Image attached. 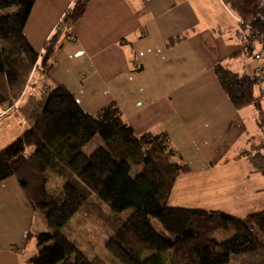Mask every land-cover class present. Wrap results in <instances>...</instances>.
<instances>
[{"label":"crops","instance_id":"obj_1","mask_svg":"<svg viewBox=\"0 0 264 264\" xmlns=\"http://www.w3.org/2000/svg\"><path fill=\"white\" fill-rule=\"evenodd\" d=\"M73 2L35 1L24 36L38 54ZM227 2L91 0L70 40L54 53L49 73L31 78L15 107H0V149L31 127L32 105L44 103L47 86L60 85L90 115L113 106L136 135H167L174 159L190 169L177 179L170 207L239 218L264 210V177L238 159L263 140L259 128L251 132L259 115L248 118L254 106L236 109L214 74L217 65L238 74L257 65L243 57ZM35 217L41 223L34 226ZM43 225L17 181L5 180L0 264H26L34 256L27 253L33 249L29 235L45 232Z\"/></svg>","mask_w":264,"mask_h":264},{"label":"trees","instance_id":"obj_2","mask_svg":"<svg viewBox=\"0 0 264 264\" xmlns=\"http://www.w3.org/2000/svg\"><path fill=\"white\" fill-rule=\"evenodd\" d=\"M35 1L0 0V107L18 102L37 67L49 73L54 53L70 40L61 26L71 29L91 0H74L41 57L24 36ZM227 5L244 24L242 54L257 65L250 74L217 65L214 74L236 109L254 106L259 111L263 140L238 159L248 160L264 177V0H228ZM257 45L262 65L253 55ZM47 89L44 103L29 118L31 127L0 149V189L5 180L15 179L46 227V232L29 235L37 242V253L26 264H108L83 253L63 232L86 203L100 210L104 247L121 264H231L232 256L248 255L260 259L240 264H264V210L239 218L170 207L177 179L190 169L174 159L166 134L138 136L116 107L90 115L64 87ZM95 136L101 144L87 155L83 148ZM49 172L63 180L54 193L46 189ZM153 219L165 233L155 229ZM230 227L231 235L215 239L216 232ZM146 251L154 254L144 258Z\"/></svg>","mask_w":264,"mask_h":264},{"label":"rangeland","instance_id":"obj_3","mask_svg":"<svg viewBox=\"0 0 264 264\" xmlns=\"http://www.w3.org/2000/svg\"><path fill=\"white\" fill-rule=\"evenodd\" d=\"M237 18L238 17L235 15L236 22H237ZM61 20H63V19H61ZM58 28H59V24L57 26V30H58ZM61 30H64V32L67 33L70 31V28L64 24V26H61ZM236 39L239 41V39L237 38V34H236ZM256 53H260V48L258 45L255 46L253 49V55H255ZM39 56L41 57L42 54H39ZM243 57H245L246 59H249V62L251 63L252 66L257 64V62L254 61L253 57H248V56H244V55H243ZM260 64H261V62H260ZM43 77H45V75L43 74V69H41V67H37V69L33 70L32 75L30 77V80H31V78H33V81L36 82V80H39V78L43 79ZM34 82L30 83V85L33 88H34ZM28 84H27V86H28ZM27 86H26V88H27ZM26 88H25V90H26ZM46 92L48 93V89L46 90ZM257 93L259 94V91ZM40 105H42V104H38L37 106H35V104L33 103L32 107H34L33 108L34 110L31 111L29 118L36 110H38ZM15 106H16V103L13 104V106H11V107L13 108ZM261 106L264 107V100H263ZM7 107L10 109V107L8 105H7ZM254 109H255V111H253V115L248 117L250 120L254 119L255 117H257L259 115V111L256 110V108H254ZM7 111H9V110H6V112ZM257 130H258V127L254 123L253 126L251 127V132L255 133ZM100 144H101L100 138L98 136H95V138L87 146H85L83 148V152L87 155H90L96 150L97 147L100 146ZM31 184L33 185V181L31 182ZM62 184H63V180L61 178L55 176L53 173H50V172L48 173V182L46 185V189L48 190V192L54 193V192L58 191L60 189V187L62 186ZM102 209H103V215L105 213L107 216H109L108 211L104 207H102ZM99 211L100 210L98 208L96 209L95 206H93V204L89 205L86 203L84 205L83 209L81 210L80 215L75 216L68 223V225L65 227L63 232L65 233L67 238L70 241H72L78 247L79 250H81L83 253H85L89 257L103 259L108 264H121L118 261L114 260L107 253V251L104 247L105 242L107 240V236L104 234V230L101 227V222L97 219V217L99 215V214H97V212H99ZM260 211H262V210H260ZM84 212L87 215L86 217L84 215ZM256 212H258V211H256ZM256 212H252V213H256ZM36 213H37V216H39L37 211H36ZM129 213H130V211H126L122 214V216L124 218H127L129 216ZM39 223H41V219L39 217H35L34 226L39 224ZM152 225L155 227V229L157 231H159L161 233H165V232H163V229H162L160 223L156 219L152 220ZM44 230L46 232L45 226H44ZM232 233H233V230L230 227L226 230L216 232L214 236H215V239L217 241H222V240L226 239ZM36 244H37V242L35 240L31 241V246H33V249H31V248L27 249L28 255H31L32 251H34L33 255H35L37 253ZM152 254H154V252L146 251L144 253L143 257L147 258V257L151 256ZM167 256L168 255L165 254L166 258H167ZM259 259H260L259 257L253 258L250 255H248V256H232L231 264H240V263H248V262H255L256 263L259 261Z\"/></svg>","mask_w":264,"mask_h":264},{"label":"built area","instance_id":"obj_4","mask_svg":"<svg viewBox=\"0 0 264 264\" xmlns=\"http://www.w3.org/2000/svg\"><path fill=\"white\" fill-rule=\"evenodd\" d=\"M237 25H238V32H237V38L239 39V42H241L242 40H244L245 35L243 34L242 31V26L244 25L243 22L240 20V18H237ZM255 59L259 60L260 62H262V55L260 53H256L255 54ZM262 65V64H261ZM261 67V66H260ZM258 72L260 73L261 70L259 69ZM263 78V76L261 77Z\"/></svg>","mask_w":264,"mask_h":264}]
</instances>
